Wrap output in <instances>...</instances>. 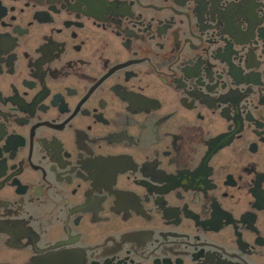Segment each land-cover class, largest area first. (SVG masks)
Here are the masks:
<instances>
[{
	"label": "flooded vegetation",
	"instance_id": "flooded-vegetation-1",
	"mask_svg": "<svg viewBox=\"0 0 264 264\" xmlns=\"http://www.w3.org/2000/svg\"><path fill=\"white\" fill-rule=\"evenodd\" d=\"M0 264H264V0H0Z\"/></svg>",
	"mask_w": 264,
	"mask_h": 264
}]
</instances>
